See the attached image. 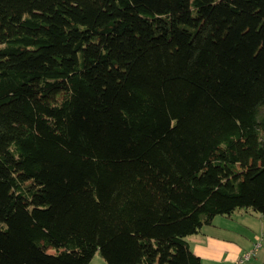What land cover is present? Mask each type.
Masks as SVG:
<instances>
[{
  "label": "trees",
  "instance_id": "trees-1",
  "mask_svg": "<svg viewBox=\"0 0 264 264\" xmlns=\"http://www.w3.org/2000/svg\"><path fill=\"white\" fill-rule=\"evenodd\" d=\"M264 220V0H0V264H202Z\"/></svg>",
  "mask_w": 264,
  "mask_h": 264
},
{
  "label": "rangeland",
  "instance_id": "rangeland-1",
  "mask_svg": "<svg viewBox=\"0 0 264 264\" xmlns=\"http://www.w3.org/2000/svg\"><path fill=\"white\" fill-rule=\"evenodd\" d=\"M258 217L259 215L257 214L237 209L229 217L215 216L212 222L218 225L211 228L217 230L215 231L217 235L226 239H233L238 245L245 247L254 241L261 242V248L245 264H264V230L260 226L264 221ZM256 259H258L257 263ZM88 264H105V261L99 252H95L88 261Z\"/></svg>",
  "mask_w": 264,
  "mask_h": 264
},
{
  "label": "crops",
  "instance_id": "crops-1",
  "mask_svg": "<svg viewBox=\"0 0 264 264\" xmlns=\"http://www.w3.org/2000/svg\"><path fill=\"white\" fill-rule=\"evenodd\" d=\"M259 219L263 220L262 217ZM217 226L212 223L211 226L203 227L200 232L188 236L187 241L190 250L200 259L202 264H236L237 257L249 249L253 243L244 247L235 243L233 239L223 238L215 233L217 230L211 229ZM260 226L264 230V222ZM255 261L257 263L258 259Z\"/></svg>",
  "mask_w": 264,
  "mask_h": 264
},
{
  "label": "built area",
  "instance_id": "built-area-1",
  "mask_svg": "<svg viewBox=\"0 0 264 264\" xmlns=\"http://www.w3.org/2000/svg\"><path fill=\"white\" fill-rule=\"evenodd\" d=\"M262 244L259 241H255L253 242V244L251 245V247L247 250H245L242 254H240L239 257H237L235 263L236 264H245L246 262H248L252 256L255 255L256 251L261 248Z\"/></svg>",
  "mask_w": 264,
  "mask_h": 264
}]
</instances>
